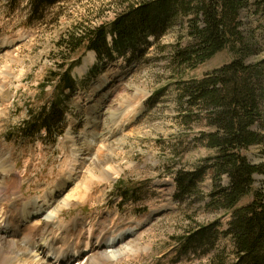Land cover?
<instances>
[{
	"label": "rangeland",
	"instance_id": "1",
	"mask_svg": "<svg viewBox=\"0 0 264 264\" xmlns=\"http://www.w3.org/2000/svg\"><path fill=\"white\" fill-rule=\"evenodd\" d=\"M140 1L143 0H59L48 9L45 19L35 20L27 26L32 18L30 0H0V44L7 40L11 42L10 46L4 44L0 49V153L9 156L6 166L16 170L12 182L18 184L16 187L21 190L25 207L33 210L29 217H21L28 224L25 229L29 225L41 226L55 215L58 205L67 206L56 220L69 221L80 217L87 225H92L95 216L102 213L104 218L93 223L100 230L107 227L112 231L120 227L124 229L130 221L145 224L153 215L155 219L143 229L140 227L129 239L128 243L137 245L135 254L108 264H210L216 250L224 247L231 250L228 240L222 239L215 251L205 254L203 250L199 255L183 252L175 241L199 226L220 223L217 229L224 231L231 215L207 206L211 201L208 195L215 187V177L210 172L199 183L202 200L198 196L176 199L177 172L194 171L214 154L196 142L200 131H211L206 122L204 125L193 123L188 128L179 118L175 79L172 80L176 72L164 52V45L179 41L176 29L163 36L160 42L154 43L152 37L146 43L140 42L138 51L127 48L124 56H117L107 63H100L94 52H86L82 64L73 71L76 90L66 92L68 99L64 102L68 109L64 115V135L54 140L42 131L32 139L23 130L31 113L37 115L42 107H49L56 101V81L46 83L49 73L60 71L59 65H63L68 56L66 50L58 47L61 37L74 31L80 33L84 26L109 23L129 4ZM262 2L250 0L248 7L241 12V29L254 50L246 62L260 64L263 72L261 87L264 89ZM181 43L186 45L187 41ZM235 58L231 50H225L194 71L183 69V80L202 79ZM86 60L92 63L82 71ZM105 77L111 83L103 92L97 93L96 88ZM103 96H106L102 102L105 106L104 113L101 112L103 115L92 114L97 99ZM118 108L123 114L130 110L112 124H116L114 129L124 126L125 130L115 138H126L122 144L98 150L97 139L108 125L106 117L109 118ZM136 109L141 114L125 125ZM262 110L264 114V104ZM254 130L264 135L263 122H259ZM115 138L106 144L112 145ZM82 145L101 150L100 154L104 157L108 154L109 158L97 159L101 164L96 166L86 165L83 159L87 155L79 149ZM245 155L254 165L264 164V144L251 147ZM2 166L0 164V168ZM102 168L116 171L117 175L105 181L100 174ZM62 179L67 180V187L62 194L58 193L53 206L45 207L48 209L46 213L40 212L46 205V193L56 189ZM228 181L224 176L221 184L228 186ZM13 183L11 185L15 186ZM254 185L255 189L264 187V175H255ZM252 199L249 196L239 205H246ZM33 201L37 202L35 210L30 204ZM16 218L19 221V217ZM86 257H81L80 262L87 263Z\"/></svg>",
	"mask_w": 264,
	"mask_h": 264
},
{
	"label": "trees",
	"instance_id": "2",
	"mask_svg": "<svg viewBox=\"0 0 264 264\" xmlns=\"http://www.w3.org/2000/svg\"><path fill=\"white\" fill-rule=\"evenodd\" d=\"M58 1L30 0L32 18L27 26L45 19L48 9ZM249 3L250 0H143L129 4L109 23L68 33L58 41V47L68 56L59 65L60 71L49 73L46 83L56 81V101L42 107L37 115L31 113L23 129L32 139L42 131L54 140L64 134L66 92L75 91L73 71L82 64L86 52H94L100 63H107L124 56L127 48L138 51L140 42L146 43L150 37L154 43L160 42L176 29L179 41L164 45V52L176 72L172 80L175 79L179 118L188 128L193 123L206 122L211 131H200L196 142L214 151L194 171L177 172L176 199L198 196L202 200L199 183L210 172L215 177V187L208 195L211 201L207 206L231 215L224 231L217 229L220 223L199 226L175 241L183 252L199 255L203 250L205 254L215 251L222 239L228 240L231 250H216L210 264H264V187L255 189L254 185L255 175H264V164L254 165L245 155L251 147L264 144V135L254 130L259 122L264 124L262 67L246 62L254 50L241 29V12ZM262 3L264 11V0ZM183 40L186 45H182ZM225 50L235 55L232 62L202 79L183 80V69L194 71ZM224 176L228 186L221 184ZM249 196L252 201L240 206Z\"/></svg>",
	"mask_w": 264,
	"mask_h": 264
},
{
	"label": "bare ground",
	"instance_id": "3",
	"mask_svg": "<svg viewBox=\"0 0 264 264\" xmlns=\"http://www.w3.org/2000/svg\"><path fill=\"white\" fill-rule=\"evenodd\" d=\"M10 43L11 42L8 40L4 42V44L7 46H10ZM4 44H0V49L3 48L1 46ZM91 63V60H86V64L82 68V71H86ZM110 83L111 81H109L107 77L103 78L96 88L97 93L103 92V90H105V88ZM105 97L106 96H103L97 99L98 103H96L93 107L92 114L103 115L101 112H103V109L105 111V106H103L102 102L104 101ZM84 101L89 103L87 100ZM84 101L83 104H85ZM94 101L95 100H93V102ZM121 108L116 109L115 112L117 115L114 114L115 112H113L112 115L109 114V118L105 116L106 124L108 125H106L104 131H102L104 134L101 135L99 139H97L99 142L97 146L99 147L100 145L98 150L107 146H117L122 144L125 140L126 136H122L119 139L115 138L117 137V134L121 135L124 133V126L120 129H114L116 124L112 125L113 123H117V121L120 120L123 115L125 116V114L130 111H125L123 114V112L121 113ZM140 114L141 111L136 109L133 116L128 119L129 121L125 125H129L131 120ZM113 138L116 139V142L113 140L112 145H107L106 141L111 143ZM79 149L81 151L84 150L86 155L89 156V158L86 156V158L83 159V162L86 163V165L89 164L96 166L101 164V161L97 159L105 160L109 158L108 154H105V157L104 155L102 156V154H100L101 150L98 151L97 149L84 146L82 148L79 147ZM8 158L9 156L7 157L4 155V153H0V164H3V166L0 168V200L2 204L6 205L8 213L11 215L10 221L3 220L1 222V224H5L6 226L10 227L11 230L9 231L8 229H5V231H1L2 229H0V264H83L80 262V258L86 256L87 263L85 264H108L119 261L131 253L135 254L136 250L134 248L137 245L135 246L134 243H128L129 239L131 238L132 234H136L140 227L143 229L145 225L151 223L155 219L153 215L147 219L145 224L144 222L130 221L127 223L126 227L124 226V229L120 227L112 231L107 229L109 228L107 227L103 230H100L96 228L95 225L93 226V223H95V220L97 221L103 217L102 213H98L95 216L96 218L92 222V225H87L86 222L80 217H74L69 221L62 220L61 218L56 220V218L61 216V213L64 212L65 206H67L58 205L56 207L55 215L53 217L51 216L50 218L48 217L49 219L45 220L41 226L29 225L28 228L25 229V225L28 224H25L26 219L23 221L21 217H29L33 214V210H28L29 207H25V200L21 199L20 196L21 190L19 187H16L18 184L15 183V185L12 182L15 178L14 173H16V170L12 166V168L10 166H6L8 164ZM75 162L79 161L76 160ZM100 174L106 178L105 181H108L109 179H113L117 175V172L102 168L100 170ZM71 175L72 172L70 173V176ZM6 179L8 182H5ZM11 183H13L15 186H12ZM67 183V180L62 179L56 189L46 193V205H44V208L39 210L40 212L43 211V213H46L48 210L46 208L53 206L54 201L57 202L56 198L59 195L58 193L62 194L64 189L67 187ZM10 187L11 189H9ZM86 187L88 190L89 186L86 185ZM11 197L12 199H10ZM10 200H12V203L9 204ZM30 204L34 207L37 202L33 201ZM33 209L35 210V207ZM36 212L38 211L36 210ZM16 216L19 217V221H17ZM2 218L3 217H0V219ZM39 234L40 239L38 240L37 236ZM12 251H15V253H11Z\"/></svg>",
	"mask_w": 264,
	"mask_h": 264
}]
</instances>
